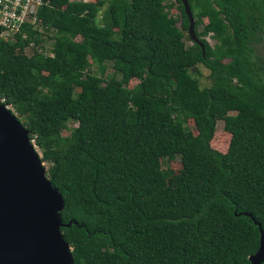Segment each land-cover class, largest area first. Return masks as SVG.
Returning <instances> with one entry per match:
<instances>
[{"label":"trees","instance_id":"trees-1","mask_svg":"<svg viewBox=\"0 0 264 264\" xmlns=\"http://www.w3.org/2000/svg\"><path fill=\"white\" fill-rule=\"evenodd\" d=\"M165 2L43 0L41 32L27 24L0 37V102L62 195L60 231L74 264H250L258 250L264 65L252 44L264 34V0H188L199 42L188 34L190 46L180 0L179 18ZM49 33L53 57L40 51ZM31 43L37 49L23 54ZM131 79L139 83L128 89ZM220 120L226 153L210 146ZM69 122L77 127L63 137ZM177 156L183 179L169 189L162 161Z\"/></svg>","mask_w":264,"mask_h":264},{"label":"water","instance_id":"water-1","mask_svg":"<svg viewBox=\"0 0 264 264\" xmlns=\"http://www.w3.org/2000/svg\"><path fill=\"white\" fill-rule=\"evenodd\" d=\"M180 2L188 34L199 43L188 0ZM35 147L26 128L0 102V264H74L72 249L60 231L64 201L46 177ZM254 223L259 247L249 263L263 264L264 229Z\"/></svg>","mask_w":264,"mask_h":264},{"label":"rangeland","instance_id":"rangeland-1","mask_svg":"<svg viewBox=\"0 0 264 264\" xmlns=\"http://www.w3.org/2000/svg\"><path fill=\"white\" fill-rule=\"evenodd\" d=\"M71 1H80V0H71ZM82 2H92L95 3L96 0H81ZM169 3L172 5L171 9H167V12L170 16L172 17H176L179 18L180 15V11L178 8V4L177 2H175V0H166V2L164 3V5H169ZM107 10V4L105 3L104 6L102 7L98 19L101 21L103 15L105 14ZM180 20V19H179ZM180 22L178 23V27H180ZM207 24V20L203 19L202 21V26H199L198 31H201L203 29V26ZM35 28H37L40 32L42 31L40 27L36 26ZM185 35V43L187 46L191 45V42L188 39V33L184 32ZM6 38V37H5ZM205 40L209 43V45L211 47H217L216 42L211 39L210 36H207L205 38ZM76 42H80L81 39L79 37L75 38ZM42 47L41 48V52L43 55L45 56H49V57H53L52 54V47H53V39H52V34H45V36L42 37ZM253 46V57L256 60H259L263 63L264 65V34L260 36V39L252 44ZM37 48L33 47V43H31L28 47H26L24 49L23 54L31 56L34 53V50H36ZM91 63V62H90ZM197 69L199 70V72L201 73L200 75V84L202 88L208 87L210 84V80L208 79V75L209 72L207 69H205V67L203 65H199L197 67ZM91 72H93L95 75H99V73L97 72L96 68L92 65L91 67ZM114 75V70L112 68V63H107V68L105 70L104 73V77L109 80L112 76ZM138 80L136 79H131L128 84L127 87L128 89H133L137 84H138ZM80 93V90H75V96L77 94ZM89 93H86V97H89ZM9 108V107H8ZM10 109V108H9ZM77 127V124L74 122H69L66 127L63 130V137H71L73 130ZM186 127L191 130L194 135H196V130L194 127V124L192 121H188L186 124ZM230 143V135L224 131L223 129V121H218L216 124V132L214 134V137L212 139V141L210 142V146L212 149L220 152V153H226L228 146ZM36 152L38 153V155L41 157L42 156V152L40 149H38L37 147H35ZM162 169L165 171H169L171 173V178L168 180L167 185L168 188L171 189L174 184L180 180L183 179V170H182V165H181V161L180 158L177 156L175 157L173 160L169 161V160H163L162 161Z\"/></svg>","mask_w":264,"mask_h":264},{"label":"built area","instance_id":"built-area-1","mask_svg":"<svg viewBox=\"0 0 264 264\" xmlns=\"http://www.w3.org/2000/svg\"><path fill=\"white\" fill-rule=\"evenodd\" d=\"M42 5L43 0H0V37L11 39L27 24L35 28L36 14Z\"/></svg>","mask_w":264,"mask_h":264}]
</instances>
